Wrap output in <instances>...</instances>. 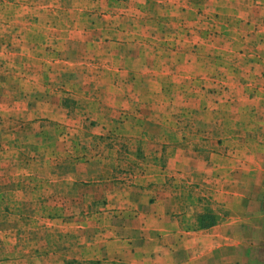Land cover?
<instances>
[{
	"label": "crops",
	"instance_id": "0c3cea01",
	"mask_svg": "<svg viewBox=\"0 0 264 264\" xmlns=\"http://www.w3.org/2000/svg\"><path fill=\"white\" fill-rule=\"evenodd\" d=\"M10 4L0 264H264V0Z\"/></svg>",
	"mask_w": 264,
	"mask_h": 264
},
{
	"label": "rangeland",
	"instance_id": "374dc122",
	"mask_svg": "<svg viewBox=\"0 0 264 264\" xmlns=\"http://www.w3.org/2000/svg\"><path fill=\"white\" fill-rule=\"evenodd\" d=\"M12 0H0V14L2 12H8L12 8H16L17 10L20 9L17 5L10 4ZM25 6V5H23ZM21 6V7H23ZM28 6H25V15H22V20L16 21V23L10 21L9 19H2L0 16V48H34L35 44L30 43V35H33L34 33V25L37 24H46L51 28H47L48 34L54 35L56 34V30H58V27H55V24H59V22L55 21H43L38 22L37 20L33 18H29L28 15ZM99 12L98 6H96V13ZM105 23V22H104ZM98 24V22H96ZM55 29V30H54ZM38 32V30H37ZM39 33V32H38ZM49 36V37H50ZM48 40V39H47ZM110 41L107 34L99 33L98 29L96 28V48H102L104 46V42ZM56 44V41L54 42ZM38 44H40L38 42ZM45 42H42L40 45H42V48H44L49 42L45 45ZM46 48H53L52 45H48ZM56 48V47H54ZM57 48H60L57 46ZM99 60L96 59V63H98ZM171 137L172 135L169 134ZM168 136V135H167ZM189 134H181L182 140H188ZM212 214L209 216L206 213L207 222L212 221Z\"/></svg>",
	"mask_w": 264,
	"mask_h": 264
}]
</instances>
